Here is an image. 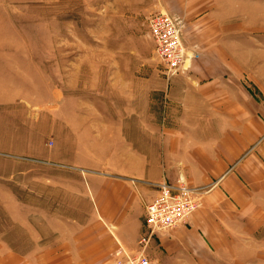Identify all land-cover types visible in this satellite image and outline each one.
Segmentation results:
<instances>
[{"label": "crops", "instance_id": "1", "mask_svg": "<svg viewBox=\"0 0 264 264\" xmlns=\"http://www.w3.org/2000/svg\"><path fill=\"white\" fill-rule=\"evenodd\" d=\"M176 2L172 9L183 20L188 39L191 21L199 16L202 26L199 38L215 44L195 55L188 72L190 84L175 80L169 88V98L166 92L162 106L151 118L143 113H130L131 119L123 120L113 150L105 140L106 135L114 136L110 131L99 133L94 130L98 127H92L90 122L79 130L78 121L72 124L66 117L62 121L64 142L59 148L47 149L45 138L40 136L42 132L35 126L28 129L22 120L27 114L34 117L36 106L47 107L54 98L45 90L43 98L36 96L37 91L42 93L43 78L35 70L33 59L20 60L18 55L12 58L8 55L12 50H4L7 54L0 55V154L20 155L18 158L27 155L32 158L24 160L32 162L40 158L76 165V169L60 170L61 182L58 187L53 186L59 194L57 199L44 194L45 188L43 195L36 191L32 194L36 198L39 194L47 202L44 210H52L53 215L72 222L60 225L58 231L53 230L46 237L44 248L51 252L44 256V264H110L126 253L138 251L139 241L149 234L146 207L158 193L156 184L175 183L180 174L192 187L212 189L203 193L202 206L185 225L158 232L151 239L144 250L152 263L204 264L201 251L224 247L228 235L235 233L236 228L227 217L238 214L229 212L224 204L215 209L212 202L217 196L206 195L216 185H200L209 182L210 173L218 174L212 169H219L210 165L207 155L211 152L212 136H217L211 129L212 120L232 117L213 113L212 108L218 105L212 101L227 97L230 101L227 106L234 105L233 110L241 112L244 105H251L252 92L244 86L247 80L264 87V0ZM221 40L225 42L219 44ZM64 109L60 106L58 113ZM41 113L49 125L53 123L51 129L61 121L60 115L52 116L48 108ZM236 136L242 135L237 132ZM70 137L84 141L87 147L73 148ZM221 142L226 150L227 140ZM235 143L241 151L245 150V144L241 146L236 139ZM97 147L103 148L104 154L96 153ZM226 166L225 162L221 165ZM78 168L88 171L82 177ZM96 169L100 171L95 173ZM205 170H210L207 175H203ZM221 200L228 199L220 194Z\"/></svg>", "mask_w": 264, "mask_h": 264}, {"label": "rangeland", "instance_id": "2", "mask_svg": "<svg viewBox=\"0 0 264 264\" xmlns=\"http://www.w3.org/2000/svg\"><path fill=\"white\" fill-rule=\"evenodd\" d=\"M176 3V0H0V55L7 54L4 50H12L8 53L12 58L18 55L20 60L33 59L35 70L43 78L42 93L37 91L36 96L43 98L46 91L54 98L47 107L36 106L34 117L27 114L22 120L28 129L35 126L42 132L40 136L45 138L47 149L59 148L64 142V117L72 124L78 121L79 130L90 122L92 127H98L91 130L110 131L114 136L106 135L105 140L110 150L116 149V134L123 120L131 119L130 113H143L151 118L162 106L166 92L169 98V88L175 80L190 84L189 73L171 78L164 74L150 37L151 18L165 11L177 16L172 9ZM199 18L191 21L189 39L183 28V44L193 55L204 53L210 44H215L199 38L202 33ZM244 86L251 90L252 99L251 105H244L241 112L234 111V105L227 106L230 102L227 97L212 101L218 105L212 108L213 113L232 117L212 120L211 129L217 136H212L211 152L207 155L210 165L219 169H212L218 174L210 173L209 182L200 186L216 185L206 195L217 196L212 206L220 209L224 204L238 217H227L236 229L233 235H228L224 247L201 251L204 264H264V87L250 80ZM60 106L65 109L59 114ZM47 108L52 116L60 115L61 121L53 129V123L49 125L42 117L41 111ZM237 132L242 136L237 137ZM224 139L228 143L226 150L220 143ZM235 139L241 146L245 144V150L236 146ZM99 140L96 138V142ZM69 143L73 148L87 147L75 137H70ZM102 150L97 147L95 151L104 154ZM19 156L0 154V264H44V256L51 252L44 248L46 237L53 230L58 231L60 225L72 222L53 215L52 210H44L47 202L39 194L43 195L45 188L44 194L57 199L59 194L53 186L61 182L60 170L76 169V165L40 158L39 162L36 158L32 162L24 160L32 157ZM223 162L226 168L221 167ZM84 171L88 170L78 171L82 177ZM209 171L205 170L203 175ZM209 187H204L205 192L212 189ZM33 191L39 193L38 199L32 195ZM220 194L228 200L219 201Z\"/></svg>", "mask_w": 264, "mask_h": 264}, {"label": "built area", "instance_id": "3", "mask_svg": "<svg viewBox=\"0 0 264 264\" xmlns=\"http://www.w3.org/2000/svg\"><path fill=\"white\" fill-rule=\"evenodd\" d=\"M183 20L165 12L150 20V37L155 51L168 77L188 73L195 57L183 44ZM158 193L146 207V226L149 234L139 241L140 249L126 253L123 258L110 264H153L145 253L151 239L158 232H167L185 225L187 220L202 206L204 188L191 187L184 175L175 183L163 181L156 184Z\"/></svg>", "mask_w": 264, "mask_h": 264}]
</instances>
